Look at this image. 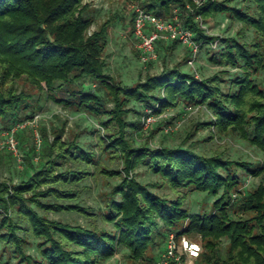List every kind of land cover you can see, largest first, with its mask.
<instances>
[{"label": "trees", "instance_id": "obj_1", "mask_svg": "<svg viewBox=\"0 0 264 264\" xmlns=\"http://www.w3.org/2000/svg\"><path fill=\"white\" fill-rule=\"evenodd\" d=\"M227 1L197 6L192 0H146L141 5L170 17L175 8L187 11L189 2L204 18L228 14L253 28L258 39L250 44L205 36L193 13L183 22L200 47L219 40L220 50L212 49L209 56L212 63L239 68L242 75L199 79L174 67L123 85L106 73L103 55L111 21L90 32L94 16L86 0H0V125L10 129L33 119L34 96L17 88L24 79L63 108L95 117L104 130L101 153L122 165L120 170L100 166L96 153L78 144L77 135L63 138L64 127L51 128V141L42 129L46 144L41 167L18 184L0 181V242L17 264H104L118 249L134 262L152 264L157 256L151 252L161 251L171 232L177 238L200 239V264H264V89L254 78L256 72L264 73V0H248L255 5L253 13ZM131 25L133 34V17ZM181 104L205 106L213 119L197 129L237 132L263 153V160L253 164L181 146L133 143L131 133L141 124L128 120L131 113L160 115ZM140 167L159 180L139 182L135 171ZM97 174L119 179L100 210L113 231L73 226L35 210L96 216L89 207L70 202L79 197L77 186ZM246 176L260 178L249 191L244 190ZM162 188L175 196L158 194ZM188 192L212 197L210 209L192 211L186 204ZM30 238L36 241L37 258L27 253ZM224 239L228 246L221 252Z\"/></svg>", "mask_w": 264, "mask_h": 264}, {"label": "rangeland", "instance_id": "obj_2", "mask_svg": "<svg viewBox=\"0 0 264 264\" xmlns=\"http://www.w3.org/2000/svg\"><path fill=\"white\" fill-rule=\"evenodd\" d=\"M143 1L146 0H86L90 4V9L93 11L94 16V24L90 32L94 31L101 23L107 20L111 21L108 31V42L103 56L106 62V73L119 83L132 85L143 80L147 75H156L165 68L174 67H178L182 72L192 74L199 79L209 78L214 75L220 77L242 75V71L239 68L220 66L209 60L212 49H214L212 47L213 42L201 47L196 42L198 51L193 58L192 50L189 47L180 43L174 45L172 42L161 41L158 43L157 61L143 64L140 60L137 41L132 34L131 25L133 17L132 6L134 4L140 5ZM196 1L202 2V0ZM192 3L194 4V2ZM227 4L248 13H253L255 8V5L248 0H228ZM174 10L170 17L165 18H172ZM178 13L182 25L189 14L193 13L194 20H198V26L204 35L208 37L220 39L235 38L240 42L250 44L258 39V34L253 28L244 25L241 21L228 14L204 18L197 15L195 11L188 13L187 11L178 10ZM215 41L217 42L215 52H218L220 43L219 40ZM262 50L264 52V47ZM189 61H193V65H190ZM254 78L264 89V73L258 71L254 74ZM88 84L92 89L96 88L95 84ZM17 88L34 96L32 102L35 107V113L33 119H25L17 123L19 125L27 123L24 127H19L15 132L18 154L13 153L8 147L7 138L10 130L0 125V181L18 184L28 178L33 170L41 167L43 150L46 144L41 130L46 129L49 141H51L53 138L51 128L53 126L64 127L63 138L65 139L77 135L78 144L83 149L94 151L100 166L108 169L120 170L122 168L119 160L110 159V157L101 153L99 136L104 133V130L100 127L95 117L63 108L47 99L46 91H38L37 88L24 79L17 82ZM37 99L38 101L36 102ZM132 106L136 111H142L140 105L132 104ZM35 118L36 121H33ZM153 118L152 123L146 126V116L144 114L131 113L128 116L129 121H139L141 124V128L138 131L131 133L133 143L136 146L143 144L150 148L181 146L200 155L208 157L220 155L225 159L253 164L263 160V153L237 132L223 133L214 128L197 129V125L200 122H208L213 119L211 111L205 106H194L185 109L181 104L176 108L168 109L163 114L154 115ZM90 169L94 171L95 167L91 166ZM135 176L139 182L144 184L159 180L157 176L145 167L138 168L135 171ZM259 182V177L246 176L244 190L254 189ZM118 183V178H106L97 174L77 186L79 197L70 203L89 207L96 216L84 217L74 212L47 213L36 207L35 210L51 220L61 221L73 226L80 225L88 228L96 226L113 231L112 224L106 223L101 219L100 210L103 207L106 194ZM156 192L168 197L175 196L167 188L158 189ZM187 196L186 204L192 208V211L210 209L212 197L198 192H188ZM10 216L17 219L14 211L10 213ZM30 241L32 243L27 248V253L37 258L36 241L32 238H30ZM192 241L202 246L200 239L194 238ZM2 246L0 242V264H17L16 260L9 257L10 251L6 247L5 250L4 248L2 249ZM227 246V240H222L220 244L221 252ZM159 250L156 249L151 252L152 256H157L160 253ZM199 258L200 256L194 261V264H200ZM104 264L149 263L147 261L134 262L127 258V252L124 249H118L114 256Z\"/></svg>", "mask_w": 264, "mask_h": 264}, {"label": "built area", "instance_id": "obj_3", "mask_svg": "<svg viewBox=\"0 0 264 264\" xmlns=\"http://www.w3.org/2000/svg\"><path fill=\"white\" fill-rule=\"evenodd\" d=\"M207 0L196 1L192 0L197 6L201 5ZM133 35L137 41V49L139 51L140 60L143 64L157 61L158 59V43L178 41L180 44L189 47L192 50L193 58L198 51L196 41L194 40V33L187 27L182 25L179 20L178 8L174 10L172 18H165L156 15L155 13L143 8L140 4L133 6ZM187 12H192L193 9L188 2L186 4ZM198 20H196L197 22ZM217 42L212 43L215 48ZM193 65V61H189ZM192 107H185L189 109ZM154 114L148 111L145 119V124L148 126L153 121ZM36 121V118L33 120ZM27 123L21 125L16 124L9 130L7 144L10 150L18 154L17 141L15 139V132L19 127H24ZM39 144L40 140L38 139ZM201 245L197 242L187 239L186 237L177 238L174 232L167 235L164 246L157 255L154 264H194V261L201 254Z\"/></svg>", "mask_w": 264, "mask_h": 264}]
</instances>
